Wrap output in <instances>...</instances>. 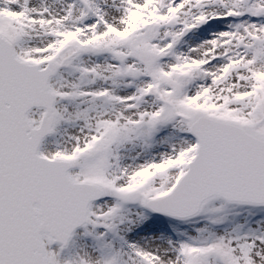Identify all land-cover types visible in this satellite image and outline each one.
<instances>
[{
	"label": "snow or ice",
	"instance_id": "1",
	"mask_svg": "<svg viewBox=\"0 0 264 264\" xmlns=\"http://www.w3.org/2000/svg\"><path fill=\"white\" fill-rule=\"evenodd\" d=\"M0 264H264V0H0Z\"/></svg>",
	"mask_w": 264,
	"mask_h": 264
}]
</instances>
